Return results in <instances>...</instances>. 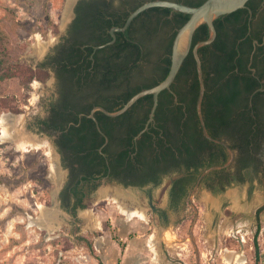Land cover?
I'll list each match as a JSON object with an SVG mask.
<instances>
[{
	"label": "rangeland",
	"instance_id": "1",
	"mask_svg": "<svg viewBox=\"0 0 264 264\" xmlns=\"http://www.w3.org/2000/svg\"><path fill=\"white\" fill-rule=\"evenodd\" d=\"M67 3L68 0H0V30L8 37L0 46L3 49L0 51V74L7 65L17 63L32 69L43 66L47 55L55 50L59 36L65 32L69 19ZM36 33L44 40L51 38L43 52L35 46ZM48 71L46 80L34 77L28 85L16 72L5 71L8 74L0 79V116L4 112L23 113L24 129L46 139V145L29 147V150L0 139V264H107L111 253L123 254L129 245L134 253H140L141 249L133 240L148 241L153 232H158L159 237L164 228L169 233L166 241L159 242L163 256L168 255L166 245L174 243L175 247L183 246L181 255L188 264H227L223 255L228 247L245 252L246 261L234 264H254L258 248L260 264H264V205L259 217L254 211L264 201V182L260 185L256 182L249 195V179L243 183L230 181L224 189L215 192L202 185L195 186L189 202L178 210H168V225L149 209L148 187L101 181L86 196L84 207L77 208L75 213L63 207L60 192L67 181V169L61 164L54 137L40 128V120L47 115L56 97L54 73L51 69ZM11 106H17L19 111L12 110ZM49 146L57 156L59 179L52 176ZM168 183L166 177L151 188L155 204L165 207ZM105 186L137 192L138 199L133 204L146 207L148 220L128 219L112 199H99V190ZM205 196L210 197L205 199ZM40 204L56 212L57 228L48 231L30 225V216L40 214ZM87 209L94 214L97 223L84 214ZM192 228L194 238L191 241L186 237H190L188 232ZM233 228L240 229L236 235H244L246 240L238 241L228 235L233 233ZM99 236L107 248L98 249L96 238ZM109 240L111 245L107 244ZM174 252L171 254L175 255ZM152 254L149 247L144 248L143 255Z\"/></svg>",
	"mask_w": 264,
	"mask_h": 264
},
{
	"label": "flooded vegetation",
	"instance_id": "2",
	"mask_svg": "<svg viewBox=\"0 0 264 264\" xmlns=\"http://www.w3.org/2000/svg\"><path fill=\"white\" fill-rule=\"evenodd\" d=\"M138 1L140 0H76L74 2L65 32L59 36L55 50L52 53L50 52L46 57V61L42 63L44 68L51 69L54 73L56 97L51 101L47 115L40 120V128L54 137V143L59 153L61 164L67 169V181L60 192V201L63 207L73 213L76 212L77 208L84 207L82 205L85 204L84 200L86 196L106 178V181L120 183L124 186L148 187L149 209L168 225V210H178L185 202H189L190 194L195 186L198 188L202 185L207 190L215 192L216 190L224 189L227 182L243 183L249 179L247 186V195H249L256 182L259 185L264 182V0H247L245 6L221 15L220 24H222V32H225V36L229 41L228 45L224 47L211 46L204 51L198 50L202 62L204 80L208 75V71L211 70V76L215 74L212 66H215L217 61H222L223 64L225 63V65L231 67L224 72L221 80L224 85L225 82L231 81L234 76H238L240 81L243 82L245 79L250 78L258 86L251 93L246 105L243 106L242 101L239 100V103H236L234 109L231 111H214L220 115H227L233 118H237L240 115H249L256 118L257 122L253 126L252 140L248 148L241 147L242 136L240 127L239 125H234L222 130L223 133L229 135L228 137H218L227 142L234 150V159L228 166L211 168L215 165L224 164L228 160L205 168L192 164L187 167L185 163H181L178 166L174 165L168 169L158 170V178L155 181L150 180L144 184L126 185L122 182L124 181L123 179L113 176L106 152H102L104 156L103 161H93L94 173L92 175L87 176L83 172H79V174L72 172L70 168L71 164L74 167H79L80 165L76 160V153L73 151V146L75 147L79 143L80 138L78 134L84 133L89 136L92 130H95V132L99 131L100 135L96 136V138L104 137L103 143L98 147L100 152L109 141V136L101 128L103 122L109 124V121L107 119L100 121L97 117V111L105 112L101 109L92 111L95 106H104L102 104H94L89 110L76 108L82 105L89 106L99 100L109 102L119 99L113 94L110 84L106 86L103 82H99V80H90L88 84L84 85L85 90L91 88L94 92L81 94L77 89L78 84L76 79L69 77L65 71L61 72L64 65L61 63V60H64L63 57L66 55L67 49H81L84 51L93 49L89 56L91 58H93V54L97 49H126L130 37L134 38V42L140 44V49H171L172 51L173 40L177 30L174 34V28L160 25L159 28L152 31L149 27L151 20L144 16L134 17L125 30H115V38L113 37L111 29L115 26H122L118 22L122 20L125 22L131 12V6ZM174 1L189 5H199L205 0ZM144 36L148 37L145 41L142 39ZM100 38L106 39V41L98 42ZM113 38V42H109ZM193 45L194 43L192 42ZM190 52L194 56L192 48ZM105 53L107 54L108 51ZM163 56L166 55L164 54ZM169 56L171 61V52ZM211 76L207 78L208 87H206L207 92L210 94L218 89ZM125 86L126 84H123V88ZM171 91L174 93L173 105L182 106V111L174 112L180 114V122H184L189 117L190 111L186 110V102L180 100L173 89ZM257 92L260 93L255 96L254 94ZM204 104L206 108L210 104L208 97L205 98ZM174 112L169 111L167 114L173 113L174 115L176 114ZM91 113H93V116H91ZM205 116L206 110L203 112L204 120ZM89 122H92V126L81 127L78 134L75 128L71 129L72 124L79 126L82 123ZM199 123L200 129L203 132L200 118ZM171 128L173 131H177L174 124L171 125ZM210 141L221 145L223 147L222 151L228 153L229 159L230 151L226 145L213 140ZM106 165H108V168L105 169ZM166 177L169 178V183L166 205L163 207L154 203L151 188L161 184ZM182 177H186L187 181L179 182V179ZM125 178L130 179L128 175ZM253 178L256 181H253ZM75 186L80 192L77 193L73 190ZM262 197L264 199V190ZM263 205L264 201L255 207L256 217L260 216ZM175 221L177 222V219ZM256 225L258 227V224ZM188 234L190 237L188 236L186 239H191L192 241L194 238L193 228Z\"/></svg>",
	"mask_w": 264,
	"mask_h": 264
},
{
	"label": "trees",
	"instance_id": "3",
	"mask_svg": "<svg viewBox=\"0 0 264 264\" xmlns=\"http://www.w3.org/2000/svg\"><path fill=\"white\" fill-rule=\"evenodd\" d=\"M144 1L146 0H140L133 4L130 11ZM139 16L151 20L150 30L154 31L160 25H163L174 28L175 34L190 14L176 11L170 7L153 6L139 13L137 17ZM220 18L221 15L214 20L217 29L216 38L212 43L201 46L200 51H204L211 46L224 47L229 44L225 32H222ZM123 23L124 20L118 22L119 25H123ZM209 33L208 25L205 22L201 23L195 30L193 43L195 44L197 41L207 38ZM7 38V35L0 30V46L4 45ZM133 39L130 37L126 49H97L93 54V58L89 57L93 49H87V51L67 49L66 55L63 57L64 60H61V63L64 64L61 72L65 71L69 77L76 79L77 89L81 94L94 92L91 88L85 90L84 85L88 84L90 80H99L106 86L110 84L113 94L119 99L109 102L99 100L89 106L82 105L76 109L89 110L94 104H102L110 111L116 110L139 90L151 87L166 77L171 64L169 56L171 49H140V44L134 42ZM142 39L145 41L148 37L144 36ZM103 41H106V39L100 38L98 40V42ZM0 51L2 52L3 49H0ZM106 51H108L107 54ZM164 54L166 56H163ZM229 68L231 67L225 65V63L223 64L222 61H217L215 66H212L215 74L211 76V70L208 71L205 79L206 87H208L207 78L211 76L218 89L213 92L214 95L207 92L206 89L202 101V110L203 112L206 110V126L212 136L217 138L228 137L229 135L223 133L222 130L239 125L242 136L241 147L248 148L252 140L253 126L257 122L256 118L249 115H240L237 118L235 117V120L233 117L214 112L216 110L231 111L234 109V105L239 103V100L242 101L243 106L246 105L251 93L258 87L250 78L242 82L238 76H234L231 81L225 82L224 85L221 80L224 72ZM5 71L16 72L19 76L21 75L20 79L26 85L34 77L46 80L49 76L48 69L43 66L32 69L29 65L17 63L12 66L7 65L0 74V79L8 74L4 73ZM123 84H126L125 88H123ZM171 89L177 93L180 100L186 102V110L190 111L189 117L184 122H180V114L174 112L182 111V106L173 105L174 93ZM171 89L167 88L160 92L154 120L138 137L136 135L144 128L149 117L153 104L152 94L140 97L130 108L117 116H109L102 111H97V117L100 121L103 119L109 121V124L104 122L101 124V128L109 136L108 144L101 152L98 147L103 143L104 137L96 138L100 135L99 131L92 130L90 135L92 139L94 137L93 140L88 134H78L81 127L92 126V122L82 123L79 126L72 124L71 129L75 128L80 138L79 143L75 147L73 146L76 160L80 165L74 167L71 164L72 172L75 174L83 172L87 176L92 175L94 173L93 161L104 160L102 152H106L108 155L113 176L123 179L122 182L126 185L144 184L150 180L155 181L158 178V170L168 169L174 165L178 166L181 163H185L187 167L192 164L205 168L226 162L228 153L222 151L223 147L221 145L210 141L200 129L199 116L196 110L199 79L195 59L191 52L185 57ZM259 93L257 92L254 95L256 96ZM207 97L210 99V104L206 108L204 102ZM11 108L19 111L17 106H11ZM169 111L177 115H173V113L168 115ZM172 124L177 128L176 132L171 128ZM65 134L67 133L65 132ZM106 168H108V165L105 166ZM127 175L130 179L125 178ZM180 181L186 182L187 179L182 177L179 179ZM73 190L77 193L80 192L76 186ZM82 206H85V204ZM254 264H260L258 248H256Z\"/></svg>",
	"mask_w": 264,
	"mask_h": 264
},
{
	"label": "water",
	"instance_id": "4",
	"mask_svg": "<svg viewBox=\"0 0 264 264\" xmlns=\"http://www.w3.org/2000/svg\"><path fill=\"white\" fill-rule=\"evenodd\" d=\"M75 1L76 0H73L72 6ZM246 2L247 0H205L199 5H189L174 0H146L140 5H138L135 9H133L129 13L122 26H115L111 29V33L114 38H115V30L118 31L125 30L129 26L131 21L134 19V17H136L142 11L153 6L170 7L172 9L190 14L189 18L177 29V32L175 34L172 45V51H171V64L168 74L164 79H162L157 84L151 87L141 89L138 92H136L121 107H119L116 110L110 111L102 106H95L92 109V111L96 109H101L110 116H117L125 112L128 108H130L134 104V102H136L140 97L146 94H152L153 104L149 112V117L147 119L144 128L141 129L140 132L136 135V137H138L144 130L148 128L149 123L154 119V113L158 105L160 92L164 89L171 87V84L175 80L176 75L183 64L185 57L192 48L196 61L197 76L199 79V93L196 101V110L200 118L203 133L210 140L226 145L230 151V157L226 163L221 165H215L211 168L228 166L234 159V150L224 140L213 137L211 134H209L203 117L202 101L204 98L206 85L203 76L202 62L198 50L201 46L212 43L216 38L217 29L214 22L215 18L245 6ZM204 22L208 25L210 29L209 36L205 39H201L197 41L192 46L195 30L201 23ZM114 38L109 42H113ZM91 116H93V113H91ZM102 181H106V178H104Z\"/></svg>",
	"mask_w": 264,
	"mask_h": 264
},
{
	"label": "bare ground",
	"instance_id": "5",
	"mask_svg": "<svg viewBox=\"0 0 264 264\" xmlns=\"http://www.w3.org/2000/svg\"><path fill=\"white\" fill-rule=\"evenodd\" d=\"M72 3H73V0H68L66 12L69 15L71 12ZM35 36L37 39V43L35 44V46L38 48L39 52H43L46 46L49 44L51 38L49 40H44L40 33H36ZM24 120H25V114L23 113H13V112L2 113L0 116V127H1L0 128V132H1L0 139L2 141L4 140L12 141L15 143L17 148H20L23 150H29V147L38 148V147H41L42 145H46L44 144L46 143L45 142L46 139L44 138L41 139L37 135L33 134L32 132H28L24 129ZM47 152L51 159L50 167L52 171V176L54 179H59L60 178V168L58 167L57 159H56L57 156L55 155V152L53 151L52 146H49V149ZM112 188L109 186L107 187L105 186L101 188L99 190V199H105V198L112 199L115 203H117L119 212L126 215L128 219H133L135 217H138L146 221L148 220L146 207L140 206L138 204L137 205L133 204L136 198L138 199L137 194H136L137 192H135L134 190H130V188L128 190L120 189V187H116L115 189L114 188L112 189ZM208 197H206L205 199H209ZM39 207H40V214L38 216H30L29 218L30 225H36L39 228H46L48 229V231H51L57 228V225L55 224L56 222L54 221L55 219H57L56 212L53 209H50L42 204H40ZM84 214L89 218V220L94 219V222H95L96 218L94 214L90 211V209L89 210L87 209V211H84ZM95 223H97V220ZM92 225L94 224L92 223ZM160 232H159V237L157 234L158 232L157 233L153 232L149 238V245H150L151 250L153 251V258L158 263H161V261H163L162 253L160 251L161 249L159 248L161 247L159 245L161 243L160 240L164 239L166 241L168 239V233H169L168 229L164 228L163 232H161L162 236L160 237ZM233 232L235 233L236 231H233ZM169 237L171 238L172 236H169ZM96 239H97L96 243L99 246L102 243L103 238L99 236ZM243 240H245L244 235H243ZM223 257H224V260L227 262V264H234V263L246 261V255L243 249H231V248L226 247L224 249Z\"/></svg>",
	"mask_w": 264,
	"mask_h": 264
},
{
	"label": "crops",
	"instance_id": "6",
	"mask_svg": "<svg viewBox=\"0 0 264 264\" xmlns=\"http://www.w3.org/2000/svg\"><path fill=\"white\" fill-rule=\"evenodd\" d=\"M238 228H233V231H237ZM230 233V232H229ZM228 233V235H230ZM133 242L137 245V247L140 250V253H134V250L131 248V245H129L125 252L122 253H111V256L109 260H107V264H188L187 259L183 257L181 254V250L183 249V246L175 247V245H166V250L168 251V255L166 254L164 257L162 255L163 261L161 263H158L152 255H143V251L145 247H149V240L143 241L139 238L134 239ZM111 241H107V244L111 245ZM106 244L104 241L98 246L96 243V246L98 249L100 248H107L104 247ZM169 246V247H168ZM181 247V248H180ZM172 248V249H170ZM180 248V249H179ZM151 249V248H150ZM170 249V250H169ZM143 250V251H142ZM175 250V255H172L171 252ZM179 251V252H178ZM153 252V251H152ZM147 254V253H146ZM168 261V262H167Z\"/></svg>",
	"mask_w": 264,
	"mask_h": 264
},
{
	"label": "built area",
	"instance_id": "7",
	"mask_svg": "<svg viewBox=\"0 0 264 264\" xmlns=\"http://www.w3.org/2000/svg\"><path fill=\"white\" fill-rule=\"evenodd\" d=\"M237 232L239 233L240 232V230L239 229H237ZM230 234V236H233V237H236L237 239H238V241H245V240H243V235H241L240 237H238L237 235H236V232L234 233H229Z\"/></svg>",
	"mask_w": 264,
	"mask_h": 264
}]
</instances>
